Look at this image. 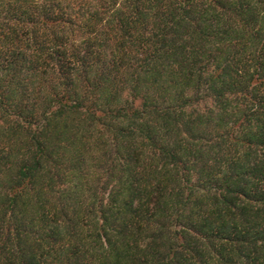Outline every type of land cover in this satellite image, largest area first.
I'll use <instances>...</instances> for the list:
<instances>
[{
	"label": "trees",
	"instance_id": "trees-1",
	"mask_svg": "<svg viewBox=\"0 0 264 264\" xmlns=\"http://www.w3.org/2000/svg\"><path fill=\"white\" fill-rule=\"evenodd\" d=\"M0 264H264V0H0Z\"/></svg>",
	"mask_w": 264,
	"mask_h": 264
}]
</instances>
